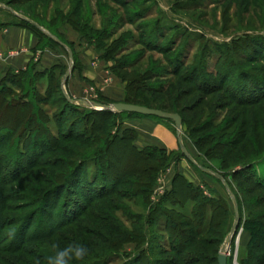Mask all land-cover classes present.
I'll return each mask as SVG.
<instances>
[{
	"label": "rangeland",
	"instance_id": "374dc122",
	"mask_svg": "<svg viewBox=\"0 0 264 264\" xmlns=\"http://www.w3.org/2000/svg\"><path fill=\"white\" fill-rule=\"evenodd\" d=\"M16 24L42 32L24 29L36 59L64 65L55 83L66 100L110 115L88 124L53 90L39 104L52 138L37 127L21 168L5 135L0 264H48L76 243L89 255L72 264H217L235 223L227 264H264V0H0V31ZM129 94L179 115V132L93 107L130 104ZM143 121L175 145H147ZM131 143L165 153L138 158Z\"/></svg>",
	"mask_w": 264,
	"mask_h": 264
},
{
	"label": "trees",
	"instance_id": "16d2710c",
	"mask_svg": "<svg viewBox=\"0 0 264 264\" xmlns=\"http://www.w3.org/2000/svg\"><path fill=\"white\" fill-rule=\"evenodd\" d=\"M18 27L22 29L30 30L38 39L40 35L42 36V32H40L39 28H36L35 26H32L31 24H16ZM17 27V26H16ZM40 35H39V34ZM50 41L52 39H49ZM53 41V40H52ZM35 64H30V66L27 67L26 70H22L19 72L14 71H8L4 77L0 80V133L4 136V139L0 137V142H4L5 135H8L9 137H13L18 146H15L14 151V165L17 168H21L25 162V158L28 155L27 148L32 147V144H37V141L35 140L36 135H32L37 133V127H45L50 135L46 138L51 139L52 138V131L48 128L51 127V125L55 126V121L48 118V114L45 116L43 112L40 109L39 104H43L45 101H49V98L51 97V94L54 91L60 92L62 96V90L60 89L59 84H61L60 79H57L58 85L55 83V77L58 72L60 73L61 70L64 69L63 64H54L49 69H45L43 71H37L35 68ZM61 75V74H60ZM60 78V77H59ZM17 81L18 84H22L20 89L17 88V84L15 83ZM41 81L45 82L46 89H45V96L39 95V91L36 89L38 86L36 84H40ZM36 87H33V86ZM42 86V85H41ZM63 100L65 101V110L70 109L73 111V113L82 115L85 121L88 122V124L92 123L90 120L91 118H94V122L103 120L106 118L110 113L107 111H93V112H84V110H81L80 107L76 106L73 101H68L62 96ZM130 99V94L128 98H126L127 103H130L132 105H138L141 106V104L134 103ZM163 111H167L166 109L161 108ZM128 114V113H126ZM43 115V116H41ZM130 116H138L135 114H129ZM2 116H12L15 119L14 120H5L1 118ZM56 117V116H55ZM140 117V116H139ZM58 119H63L61 116H57ZM144 118V117H143ZM149 118V117H146ZM36 119V126L35 128L31 125L32 121ZM30 120V121H29ZM60 122V120H59ZM86 122V123H87ZM92 123V125H93ZM2 127H5L2 129ZM8 127H13V130ZM8 128V129H7ZM15 129V130H14ZM14 131V132H13ZM132 138L134 139L135 133L130 130L128 131ZM38 132L37 134H39ZM48 134V133H44ZM0 135V136H1ZM7 136V137H8ZM51 136V137H50ZM131 139V138H130ZM39 146L41 145V141L39 140ZM123 143V142H122ZM131 143V148L133 152L137 155L138 158H142V155H155V153H165L163 150H160L156 147H148L140 150H135ZM133 146V147H132ZM140 156V157H139ZM89 159V158H88ZM100 165V164H99ZM68 178V177H67ZM262 185L261 190L264 191V179L260 183ZM58 190H56L54 193H56ZM174 225H172V229Z\"/></svg>",
	"mask_w": 264,
	"mask_h": 264
},
{
	"label": "crops",
	"instance_id": "0c3cea01",
	"mask_svg": "<svg viewBox=\"0 0 264 264\" xmlns=\"http://www.w3.org/2000/svg\"><path fill=\"white\" fill-rule=\"evenodd\" d=\"M36 41L32 38L30 33L24 29L18 27L7 28L6 30L0 31V55H6L11 51H16L18 49H23V52L14 58L11 59H1L0 60V76L4 77L8 71H22L27 69L30 64L33 62L36 65L37 70H45L50 68L52 65L56 64L48 61L47 52L42 55L40 58L36 59L32 53V49L35 46ZM29 50V51H28ZM31 50V51H30ZM43 53V52H42ZM52 60V59H51ZM50 62V63H49ZM50 66V67H49ZM39 67V68H37ZM81 99V97H80ZM146 126L144 130H151L152 135L149 138H146L147 145H153L156 147L171 149L175 145L174 141L169 142L170 134L162 126H154L151 124V121H143ZM171 146V147H169Z\"/></svg>",
	"mask_w": 264,
	"mask_h": 264
},
{
	"label": "water",
	"instance_id": "95a60500",
	"mask_svg": "<svg viewBox=\"0 0 264 264\" xmlns=\"http://www.w3.org/2000/svg\"><path fill=\"white\" fill-rule=\"evenodd\" d=\"M68 75H69L68 73L65 75L64 81L67 79ZM93 107L100 108V110H108L110 112L128 113L142 117L157 118L165 121H173L176 125L177 132H179L182 124L181 117L177 114H169L161 110L151 109L138 105H132L126 103H114L110 106H102V105L94 104ZM236 227H237V223H235V225L233 226L230 235L226 238L225 243L221 248V251L217 257V264H227V257H228L227 246L230 243L232 236L234 235Z\"/></svg>",
	"mask_w": 264,
	"mask_h": 264
},
{
	"label": "clouds",
	"instance_id": "9594fccd",
	"mask_svg": "<svg viewBox=\"0 0 264 264\" xmlns=\"http://www.w3.org/2000/svg\"><path fill=\"white\" fill-rule=\"evenodd\" d=\"M88 255L89 249L84 244H68L57 248L54 255L48 258V264H72L73 261H84Z\"/></svg>",
	"mask_w": 264,
	"mask_h": 264
}]
</instances>
